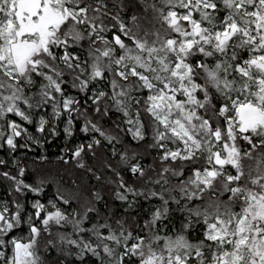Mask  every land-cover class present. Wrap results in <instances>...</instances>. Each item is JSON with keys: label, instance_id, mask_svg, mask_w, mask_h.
I'll return each instance as SVG.
<instances>
[{"label": "snow or ice", "instance_id": "snow-or-ice-1", "mask_svg": "<svg viewBox=\"0 0 264 264\" xmlns=\"http://www.w3.org/2000/svg\"><path fill=\"white\" fill-rule=\"evenodd\" d=\"M112 109L135 143L101 153L120 137L100 123ZM73 113L94 134L58 158L73 170L56 199L28 202L50 176L29 181L27 157L0 158L13 194L0 200V264H44L52 247L81 264H264V0H0V149L42 147L58 122L71 137ZM83 168L127 208L102 213V187L82 203ZM137 198L159 203L141 216Z\"/></svg>", "mask_w": 264, "mask_h": 264}, {"label": "trees", "instance_id": "trees-1", "mask_svg": "<svg viewBox=\"0 0 264 264\" xmlns=\"http://www.w3.org/2000/svg\"><path fill=\"white\" fill-rule=\"evenodd\" d=\"M130 12V10H129ZM130 23V22H129ZM65 90L72 95H77L79 99L84 98V93H77V90L72 89L70 83H65L64 85ZM99 87H103L104 84L98 85ZM133 95H136V93H133ZM88 99L91 100V93H88ZM45 110H37L39 114H43ZM143 112V110H142ZM77 123L75 125L77 131L75 134L71 137L66 138L62 129L63 124L58 122V131L56 135L48 136L47 133L44 134L46 137L45 144L42 147H31V148H24L23 147V139L21 138V147L16 150L15 152L9 153V150L5 146L3 149H0V158H9V156H19L20 158L27 157L28 161V167L29 172L27 173L28 180L31 181L34 179L36 175V171L34 169L40 170L44 173H47L50 176V179L48 180L47 186L45 187V190L41 194H34V193H28L26 196V199L28 202H30L32 199H56L55 193H56V181L62 180L67 181V175L65 172V169H68L69 171H72V165L70 161H62L61 159H58L59 157L65 156L64 149L65 148H71L74 145L81 143V142H90V137L94 134L93 132L89 133H83L80 131V128L82 127L83 118L82 117H76L75 113L72 114ZM130 115L134 116V110L130 111ZM144 118L143 115L141 117ZM17 119H19L17 117ZM38 120V115L35 118ZM62 119L66 120V116L62 117ZM127 117L123 115L119 110L112 109L111 112L107 117H105L103 120L100 121V123L104 126V128L110 129L111 125L113 123L119 124V132L120 137L119 140L115 142H106V146L103 149H100L101 153H107L110 154L111 148L117 147L121 140L125 142H132L135 143L132 140V133L130 131H126V129L132 127L131 125L127 124ZM25 126L29 127L30 131L37 132V129L35 127V123L29 125L27 122H25ZM113 135L115 133L113 132ZM43 154L48 157L47 161H37L36 158L38 155ZM99 155V153H98ZM87 164L89 165H95L96 168L101 173V176L104 177L106 174H110V170L103 167L99 159H93L91 158V155L89 154L87 157H85ZM115 159V158H113ZM130 160L139 159V157H129ZM36 161L35 164L32 162ZM148 163H151V158L148 159ZM9 168H12V165L9 164ZM12 171L15 172V169L12 168ZM87 169H79L75 171V176L79 179L76 180V183L78 185H81L80 190L78 192V195L81 197V202L87 201L89 197L90 190H95L102 187V199L98 202H96L95 206L101 210L103 213V210L105 208V205H107L108 209L116 210L118 212L123 211V209L127 208V205L123 202L119 201L118 198H116L114 194L115 185L109 184L106 179L97 180L95 177L91 176L90 173H87ZM126 176H130V173H124ZM8 182L4 180H0V200L10 199L12 197V193L7 191ZM138 199V206L134 210L135 213H140L141 216L145 215L146 213H149L151 209V205L158 204V199H153L151 202L148 200H145L143 198H137ZM173 208L175 209L176 206L173 205ZM71 211V209H69ZM182 213L179 212V210H176L172 216L164 220V223L168 225V227L171 229L174 225L178 226L179 221L181 219ZM119 217H117L118 219ZM103 223V220H101ZM113 228L117 227V225L113 222L112 223ZM26 228V225L21 226V229ZM67 231H71V227L69 226ZM199 235V228L194 226L193 229V236ZM42 260L44 261V264H81V258L73 255H67V252L61 249H58L56 247H52L51 249H40ZM83 264H99V261L94 256H87L83 260Z\"/></svg>", "mask_w": 264, "mask_h": 264}]
</instances>
